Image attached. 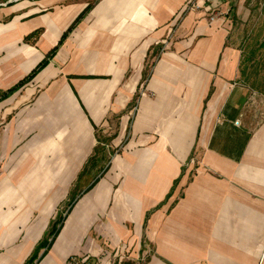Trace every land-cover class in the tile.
Here are the masks:
<instances>
[{
  "label": "crops",
  "instance_id": "0c3cea01",
  "mask_svg": "<svg viewBox=\"0 0 264 264\" xmlns=\"http://www.w3.org/2000/svg\"><path fill=\"white\" fill-rule=\"evenodd\" d=\"M244 1L0 6V264H264Z\"/></svg>",
  "mask_w": 264,
  "mask_h": 264
},
{
  "label": "rangeland",
  "instance_id": "374dc122",
  "mask_svg": "<svg viewBox=\"0 0 264 264\" xmlns=\"http://www.w3.org/2000/svg\"><path fill=\"white\" fill-rule=\"evenodd\" d=\"M10 2L14 3L0 2V6ZM226 19L231 22L228 44L240 51V84L252 95L250 113L255 122L264 121V0H245L238 15L234 7ZM102 165L99 162L98 167Z\"/></svg>",
  "mask_w": 264,
  "mask_h": 264
},
{
  "label": "built area",
  "instance_id": "2783aa9c",
  "mask_svg": "<svg viewBox=\"0 0 264 264\" xmlns=\"http://www.w3.org/2000/svg\"><path fill=\"white\" fill-rule=\"evenodd\" d=\"M12 2H17V1H20V0H10ZM11 3V2H10ZM195 2L194 1H190L185 9H184V13L190 11L191 9L195 8ZM216 16H218L217 14H213L212 15V18L211 20H213L214 18H216ZM161 51V50H160ZM136 109V108H135ZM69 264H95L91 259L90 257H83V258H78V257H71L69 259ZM112 264V263H110Z\"/></svg>",
  "mask_w": 264,
  "mask_h": 264
},
{
  "label": "trees",
  "instance_id": "16d2710c",
  "mask_svg": "<svg viewBox=\"0 0 264 264\" xmlns=\"http://www.w3.org/2000/svg\"><path fill=\"white\" fill-rule=\"evenodd\" d=\"M79 20V19H78ZM78 20L75 22V23H77L78 22ZM75 25V24H74ZM73 25V26H74ZM72 26V27H73ZM71 27V28H72ZM65 37V36H64ZM59 224V222L58 223H56L54 226H52V230H51V235H54V237L57 235V233H58V231H59V227L57 226ZM37 258V255L36 254H33V256H32V258H31V260L30 261H34L35 259Z\"/></svg>",
  "mask_w": 264,
  "mask_h": 264
}]
</instances>
